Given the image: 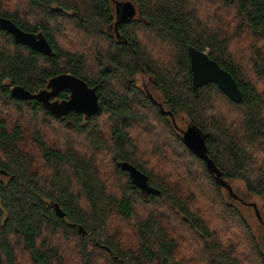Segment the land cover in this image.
I'll use <instances>...</instances> for the list:
<instances>
[{
  "label": "trees",
  "instance_id": "1",
  "mask_svg": "<svg viewBox=\"0 0 264 264\" xmlns=\"http://www.w3.org/2000/svg\"><path fill=\"white\" fill-rule=\"evenodd\" d=\"M126 1L137 16L116 38L113 4ZM0 17L52 50L0 30V264H264L220 183L264 198V0H0ZM189 46L232 76L240 102L213 83L193 91ZM61 74L95 89V115L11 96ZM181 115L211 165L183 144ZM120 162L158 194L143 198Z\"/></svg>",
  "mask_w": 264,
  "mask_h": 264
},
{
  "label": "water",
  "instance_id": "2",
  "mask_svg": "<svg viewBox=\"0 0 264 264\" xmlns=\"http://www.w3.org/2000/svg\"><path fill=\"white\" fill-rule=\"evenodd\" d=\"M116 25L121 21L132 19L136 15L135 6L129 2L117 4ZM0 30L10 34L16 44L25 45L32 50L43 55L51 54V47L41 32L28 33L19 29L11 20L0 17ZM191 83L193 91L196 93L199 87L213 83L232 102L238 103L242 99L241 92L232 76L222 69L214 60L210 59L206 53L189 46L187 49ZM69 92L67 100L58 101L57 96L62 91ZM11 96L20 101L37 100L46 110L56 117H64L71 111L83 114L84 116L95 115L99 110L98 98L94 88H90L85 82L68 74H61L48 80L45 88L35 94L25 90L21 86H14L10 90ZM55 99V100H54ZM183 144L198 158L205 161L209 166L210 161L205 156V146L201 133L192 125H188L181 131ZM121 170L126 171L133 185L139 190L143 198L149 195H156L158 191L147 182V177L127 162H120ZM226 188V183L220 182ZM239 200V198L237 197ZM245 204V203H244ZM245 205L254 206L246 203ZM255 207V206H254ZM58 216L63 213L55 205ZM80 232H83L78 227Z\"/></svg>",
  "mask_w": 264,
  "mask_h": 264
},
{
  "label": "rangeland",
  "instance_id": "3",
  "mask_svg": "<svg viewBox=\"0 0 264 264\" xmlns=\"http://www.w3.org/2000/svg\"><path fill=\"white\" fill-rule=\"evenodd\" d=\"M145 79L146 78L138 77L140 85L144 87L147 85L146 88L151 93L152 97L160 103L161 98L159 94L150 88ZM176 122L181 128H183V130L186 129L188 122L182 115L176 119ZM227 182L226 190H223L225 199L239 210L249 224L251 232L257 237L261 248L264 251V198L254 197L246 193L242 182L239 180H230ZM237 197L241 199L237 200ZM242 201H244L245 204H253L255 207L246 206L245 204H242Z\"/></svg>",
  "mask_w": 264,
  "mask_h": 264
},
{
  "label": "flooded vegetation",
  "instance_id": "4",
  "mask_svg": "<svg viewBox=\"0 0 264 264\" xmlns=\"http://www.w3.org/2000/svg\"><path fill=\"white\" fill-rule=\"evenodd\" d=\"M117 4H120V3H117V2H116V3L113 4V6H114V8H115V17H114L113 25H111L110 28H109V29H110V33H111V35L115 36L116 38L119 36V34L117 33V25H118L119 23L116 25V22H117V20H118L117 12H116V11H117V10H116V9H117ZM135 16H137V15H135ZM62 92H67L66 99H64V98H63V99L59 98V95H60ZM62 92H60L59 95L57 96V98H55V99H57L58 101H63V100H67V99L69 98V92H68V91L64 90V91H62ZM55 99H54V100H55Z\"/></svg>",
  "mask_w": 264,
  "mask_h": 264
}]
</instances>
